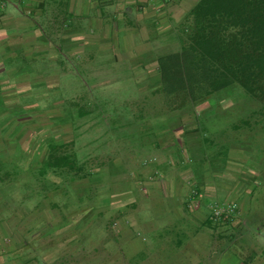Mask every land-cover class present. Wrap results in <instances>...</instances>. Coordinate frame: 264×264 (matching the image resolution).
I'll return each mask as SVG.
<instances>
[{
  "label": "rangeland",
  "instance_id": "1",
  "mask_svg": "<svg viewBox=\"0 0 264 264\" xmlns=\"http://www.w3.org/2000/svg\"><path fill=\"white\" fill-rule=\"evenodd\" d=\"M25 3L28 4L27 0ZM11 24L9 22L8 25ZM183 24L175 25V34L173 30L166 31L165 43L160 42L161 48L153 57L156 61L159 56L179 51V42L173 35L181 32ZM111 37L108 46L98 49V54L81 52L71 55L68 53L70 48L64 46L52 49L49 59L54 60L52 56L56 58V65L42 56L34 61L33 49L28 50L29 47L23 44L20 49L26 50V55L13 57L12 63L1 64L0 87L6 97L7 108L0 107V159L9 162L0 171V222L14 227L11 224L16 218V224L22 226V210L28 205L34 209V205L40 204L42 220L36 226L29 225L32 232L23 235L30 234L29 243L36 246L37 242L31 241L33 234L43 238L47 234H56L58 226H68L72 236L67 238L66 245L61 243V258L66 261L62 264H214L218 258L216 256L215 259L211 258L214 262L201 263L204 260L202 253L192 252L190 256H185L186 252L169 253L177 242L176 238L172 239L173 242L169 236L163 238L170 232L169 226H159L153 233H147L141 231L136 220L163 217L162 211H168L170 199L162 201L165 207L156 206L155 199L149 198V187L146 186L145 190L140 188V191L137 189V177L133 172L139 168L133 165L134 154L145 145L147 147L155 137L154 132L160 131V128L170 129L168 125L172 126L176 121L182 126L185 124L188 129L196 125L186 115L187 112H182V115L183 118L187 116L188 121L169 119L179 112L167 110L160 93H153L160 85L158 70L149 72L151 80L148 82L142 79L136 82L131 78L132 75L145 74L141 64L150 63L152 55L151 58L145 57L147 61L140 62L137 56L124 55L120 47L116 52L119 40ZM58 42L61 43V40ZM160 52L164 54L158 55ZM92 57V62H85ZM146 83L158 86H147ZM71 102L84 106L91 113L76 121L73 115L77 107H74L72 116H68L69 125L60 123L57 119L66 113ZM194 106L201 120L205 113L213 114L210 130H225L228 136L223 138L210 134L208 130L205 131L206 128L200 129L198 134L187 136L184 127L179 131L171 129L177 134L174 136L177 139V143L174 142L176 145H173L174 154L179 153L177 150L186 152L185 162L179 165L186 179H190L189 191L195 188L199 193L212 194L213 204L231 201L237 206L234 226L216 227V230L220 229V233L215 232L216 237L219 234L216 238L219 264H248L254 260L263 264L264 139L251 141L247 137L251 134L248 131L237 134L238 131L232 129L234 124L248 119L254 105L233 93L226 100L218 102L213 97L211 101H197ZM165 113L168 124L152 127L155 119ZM48 131L58 141L73 140V150L79 160L92 172H98L99 176L75 181L71 186L63 184L57 177L49 176L57 183L51 185L42 181L40 184V168L34 165L42 158L40 155L45 150ZM202 134L210 139V135H213L217 146L201 142ZM189 136L193 138L195 146L187 144V147L180 143ZM200 158L204 160L200 161ZM183 185L178 180L174 183V190L182 191ZM42 189L51 195L48 208L44 205L47 202L40 198L46 193ZM170 190L173 193L172 186ZM144 191L142 194H147V198L140 195ZM154 192L161 193L157 188ZM51 202L57 206L52 207ZM7 216L9 219L6 221L3 218ZM191 224L187 221L173 222L174 226L180 228L190 229L188 226ZM16 232H12L15 239L21 241L22 232ZM174 232L178 233L179 239L185 240L187 233L176 229ZM196 237L198 241L202 236L198 233ZM161 245H168L163 252L166 257ZM137 250H142V253L134 254ZM69 252L70 255L67 254Z\"/></svg>",
  "mask_w": 264,
  "mask_h": 264
},
{
  "label": "crops",
  "instance_id": "2",
  "mask_svg": "<svg viewBox=\"0 0 264 264\" xmlns=\"http://www.w3.org/2000/svg\"><path fill=\"white\" fill-rule=\"evenodd\" d=\"M197 1L27 0V4L25 3L26 0L25 2L23 0H0V69L4 64L14 62L15 57L27 54L26 50L20 49L23 44L29 47L28 50L33 49L34 61L37 60L36 57L42 56L44 60H49L51 64L56 65L54 62L56 58L52 56L54 60L49 59L51 58L49 51H52V49L64 46L70 48L68 53L71 55L81 52L93 55L92 53H97L98 49L106 48L109 38L112 39L111 36H113L119 40L115 47L116 52L120 47L124 55L129 54L133 58L137 56L141 60L140 62H145V57L150 56L151 58L152 55L150 63H140L145 74L131 76L136 82L140 79L148 82L151 80L149 72L157 71V61L154 58L158 53L157 49L161 48L160 42L165 43L166 31L173 30V34H175L174 31L177 30H175V25L185 22L188 11ZM9 22L12 23L11 26L8 25ZM7 34L11 36L7 37ZM173 37L178 40L177 35H173ZM58 40H61V43ZM66 40L69 42L63 44ZM162 52L158 55L164 54ZM92 61L93 57L85 60L86 63ZM140 64L138 65L140 66ZM145 85L156 86L155 83L149 85L146 83ZM155 117L158 118L159 115H155ZM171 117L172 115L169 119ZM166 119L167 115L165 113L159 119H155L152 127L168 124ZM168 126L170 129L160 128V131L156 130L152 142L148 143L147 147L145 145L143 148L138 149L133 158V165L139 168L133 172L137 177V189L140 191V188L145 190L146 186L149 187V198L155 199L156 206L165 207L162 201L170 199L169 204H167L168 211H162L163 217H155L147 221L135 219L140 225L141 231L147 233L150 231L153 233L159 226H169L168 230L171 233H167L163 238L169 236L171 242L174 238L177 241L174 249H171L169 253L186 252L185 256H190L192 252L202 253L204 260L201 263L214 262V260L211 261V258L215 259L216 256L218 258H216L217 261L214 264H219V256L216 255L219 252V249L216 248V238L219 234L216 237L215 232L220 233V229L216 230V227L234 226L232 224L235 218L227 223H215L212 219L210 222L211 209L209 206L215 202L212 199V194L201 193L202 197L200 199H191L190 179H186L184 170L179 165L185 162V150L182 153L177 150L179 153L174 154L175 147L173 145H176L174 142L177 140L174 136H177V134H174L171 130L177 129L179 131L183 128H180V126L172 128L170 124ZM184 129V132L189 133L194 127L192 129L184 127ZM187 135L189 134L185 136ZM192 140L193 138L189 136L183 142L178 139V142L187 147V144L195 146ZM3 150L6 152L5 149ZM194 150L198 151L199 149ZM0 152L2 151L0 150ZM160 167L162 169H159ZM146 168L149 171H146ZM178 180L181 184H184V190L182 189V191H178L177 188L174 190V183ZM171 186L174 190L173 193L170 190ZM156 188L161 193L154 192ZM194 189L192 188V190ZM142 193H145V191L140 192V195L147 198V194L143 195ZM43 195L49 196L48 198L46 196L40 197L42 198L41 201L47 202L44 205L48 208L50 206L48 199L51 195L48 192ZM51 203L54 207L55 202ZM39 205H34V209L28 205L26 209L22 210L20 217L22 226L16 224L18 222L16 218L14 223L11 224L14 227H9L8 224L2 225L0 222V264H62L66 262L61 258V243L66 245L67 238L72 236L68 232L71 231L68 226H58L56 234H47L43 238H40L42 236L38 234H33L31 241L33 243L36 241L37 245L32 246L29 243L28 237L30 234L28 233L32 231H29L28 226H36L35 224L42 220ZM45 214L47 213L45 212ZM48 216L44 215V217ZM3 219L7 221L9 216ZM46 219L45 221H47ZM34 220L36 221L34 222ZM175 220L179 223L187 221L191 224L192 222L191 226H188L190 229L174 226L173 222ZM172 227L173 229H171ZM13 228L15 232H22L21 239H23L21 241L15 239L12 233L14 232ZM175 229L187 233L185 240L177 237L178 233L174 232ZM25 232L28 233L24 236ZM198 233L202 237L197 241L195 238H197ZM180 240L181 242H179ZM165 247L161 245L162 253L166 250ZM139 250L134 254H141L142 250ZM67 254L70 255V252ZM163 254L166 257V254ZM248 264H258V261L254 260Z\"/></svg>",
  "mask_w": 264,
  "mask_h": 264
},
{
  "label": "trees",
  "instance_id": "3",
  "mask_svg": "<svg viewBox=\"0 0 264 264\" xmlns=\"http://www.w3.org/2000/svg\"><path fill=\"white\" fill-rule=\"evenodd\" d=\"M182 27L181 34L177 33L179 51L159 56L157 60L161 77L160 85L156 84L158 87L153 93H160L167 110L179 112L173 118L184 122L189 116L194 121L196 126L189 133L184 132L185 135L198 134L200 129L206 128L210 134L216 133L223 138L227 135L225 130L213 132L209 128L214 121L213 114L205 113L201 120L195 113L194 103L203 99L211 101L213 97L220 102L233 93L239 94L254 107L248 113V119L232 126L233 131H238L237 134L248 131L251 134L247 137L251 141L264 139V0H198L188 11ZM1 89L0 107L6 109V97ZM74 107H77L73 115L76 121L91 113L84 106L71 102L66 113L57 120L67 124ZM182 112H187V116L183 118ZM173 123L172 128L181 125L177 121ZM204 134L201 142L217 146L213 135L210 139ZM53 136L48 131L42 158L34 165L40 168V184L42 181L51 185L57 183L49 176L57 177L68 186L99 176L79 160L73 150V140L63 142ZM2 161L0 159V171L9 162Z\"/></svg>",
  "mask_w": 264,
  "mask_h": 264
},
{
  "label": "built area",
  "instance_id": "4",
  "mask_svg": "<svg viewBox=\"0 0 264 264\" xmlns=\"http://www.w3.org/2000/svg\"><path fill=\"white\" fill-rule=\"evenodd\" d=\"M191 199H200L202 194L191 190ZM211 219L215 223H227L232 221L237 215V206L234 202H223L222 204H211Z\"/></svg>",
  "mask_w": 264,
  "mask_h": 264
}]
</instances>
